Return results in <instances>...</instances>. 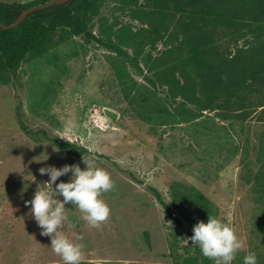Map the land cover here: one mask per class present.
Returning <instances> with one entry per match:
<instances>
[{"label": "rangeland", "instance_id": "374dc122", "mask_svg": "<svg viewBox=\"0 0 264 264\" xmlns=\"http://www.w3.org/2000/svg\"><path fill=\"white\" fill-rule=\"evenodd\" d=\"M141 2L100 0L92 26L96 35L126 48L139 68L98 42L56 31L42 53L27 56L10 84H0V264H64L25 202L50 179L40 168H86L83 156L26 134L19 121L83 145L90 151L84 158L115 182L102 196L110 217L99 229L65 205L68 219L60 230L70 239L73 233L83 237L75 241L84 245L83 261L214 264L165 215L152 185L185 229L207 223L209 211L234 227L244 247L231 264H244L249 251L264 264V121L223 105L221 92L204 102L205 74L184 57L179 16L171 13L163 37L150 40L147 20L136 12ZM245 46L244 37L223 36L211 47L230 57ZM169 73L201 98L197 106L186 102L193 114H174L177 103L166 95ZM71 177L69 172L56 183Z\"/></svg>", "mask_w": 264, "mask_h": 264}, {"label": "trees", "instance_id": "16d2710c", "mask_svg": "<svg viewBox=\"0 0 264 264\" xmlns=\"http://www.w3.org/2000/svg\"><path fill=\"white\" fill-rule=\"evenodd\" d=\"M43 1L46 0H0V23H11L24 8ZM99 2L100 0H68L55 3L31 11L13 27L0 26V84H10L27 56L42 53L56 31L66 36H81L88 43L98 42L139 68L126 48L93 31V17L97 13ZM136 12L139 17L147 20L148 27L144 31L150 40L161 39L168 16L171 13L178 15L184 57L196 71H203L205 74L202 94L207 99L204 102H210V95L214 91L221 92L224 96L223 105L234 106L243 118L254 115L258 120L264 121V0H142ZM223 36L230 39L244 37L246 46L235 49L230 57H224L211 47L217 46V40ZM166 77V95L177 103L173 107L174 114H193L186 102L190 101L197 106L201 98L192 88L177 86L172 81V73ZM148 80L157 87L153 77H148ZM177 96L182 100L177 101ZM19 126L26 134L48 140L60 150L83 157L90 153L83 145L48 135L44 129L32 130L22 121H19ZM129 175L138 180L133 173L130 172ZM148 188L171 222L192 236L193 232L185 229L181 218L172 210L161 192L152 185ZM199 196L205 205L209 203L205 197ZM208 215L214 217L209 211L207 220ZM82 264L98 263L82 261Z\"/></svg>", "mask_w": 264, "mask_h": 264}, {"label": "clouds", "instance_id": "9594fccd", "mask_svg": "<svg viewBox=\"0 0 264 264\" xmlns=\"http://www.w3.org/2000/svg\"><path fill=\"white\" fill-rule=\"evenodd\" d=\"M82 162L86 165L84 170L78 164L59 169L54 166L40 168L39 173L47 174L50 179L44 183V190H36L34 197L25 202L26 206H31L30 213L42 229L41 235L51 238V249L64 264H82L84 260V245L75 242L83 237L73 233L70 239L60 230L68 219L65 205H74L82 214L81 219L91 228L99 229L110 217V208L102 196L114 190L115 182L106 170L95 165L94 160L83 157ZM69 172L72 173L69 182L56 183ZM58 195H62L63 201L55 198ZM189 239L214 264H231L244 247L234 227L209 215L207 223L200 221L193 226V235ZM244 264H257L254 252L245 255Z\"/></svg>", "mask_w": 264, "mask_h": 264}, {"label": "water", "instance_id": "95a60500", "mask_svg": "<svg viewBox=\"0 0 264 264\" xmlns=\"http://www.w3.org/2000/svg\"><path fill=\"white\" fill-rule=\"evenodd\" d=\"M66 1H68V0H46V1H43L41 3L30 5L26 8H24L20 12V14L16 17V19L14 21H12L11 23H8V24L0 23V26L3 28L13 27V26L17 25L28 13H30L31 11H33L35 9L43 8V7L51 5V4L62 3V2H66Z\"/></svg>", "mask_w": 264, "mask_h": 264}]
</instances>
